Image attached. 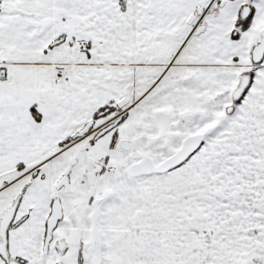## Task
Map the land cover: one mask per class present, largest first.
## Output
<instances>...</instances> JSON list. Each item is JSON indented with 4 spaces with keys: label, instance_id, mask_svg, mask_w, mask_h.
<instances>
[{
    "label": "snow or ice",
    "instance_id": "6c2138e0",
    "mask_svg": "<svg viewBox=\"0 0 264 264\" xmlns=\"http://www.w3.org/2000/svg\"><path fill=\"white\" fill-rule=\"evenodd\" d=\"M0 264H264V0H0Z\"/></svg>",
    "mask_w": 264,
    "mask_h": 264
}]
</instances>
